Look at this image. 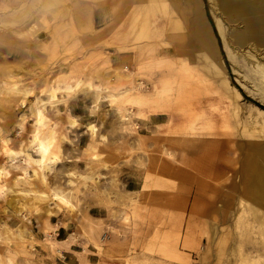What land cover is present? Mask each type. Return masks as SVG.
Listing matches in <instances>:
<instances>
[{
  "label": "rangeland",
  "instance_id": "rangeland-1",
  "mask_svg": "<svg viewBox=\"0 0 264 264\" xmlns=\"http://www.w3.org/2000/svg\"><path fill=\"white\" fill-rule=\"evenodd\" d=\"M198 1L214 56L193 0H0V264H264V38Z\"/></svg>",
  "mask_w": 264,
  "mask_h": 264
},
{
  "label": "crops",
  "instance_id": "crops-1",
  "mask_svg": "<svg viewBox=\"0 0 264 264\" xmlns=\"http://www.w3.org/2000/svg\"><path fill=\"white\" fill-rule=\"evenodd\" d=\"M214 1L218 3L221 10L224 11V13H226L227 15L232 17L235 16L240 19H243L246 24H249V27L247 26L248 28L243 33L238 35H244L249 39L264 38V3L257 4L252 0H214ZM193 2L194 5L191 9L192 18L190 21L191 29H190L189 37L187 38H195L196 40H198L199 50L197 51H201L202 54H204V51L210 54L205 47L204 41H202L201 39L202 38L201 32L198 31L199 21L203 23V25H205L203 15L201 14V10L199 9V5H198L199 1L193 0ZM98 9L94 8L90 11H87L86 19L81 22V25H79L78 28H82L85 31H90V29L94 27V24L96 22L95 11H97ZM107 24L105 26L104 25L101 26L100 30L102 31V34H104V31L108 32L109 25ZM212 55L214 56V52L213 54L211 53V56ZM261 207L263 206L261 205Z\"/></svg>",
  "mask_w": 264,
  "mask_h": 264
},
{
  "label": "bare ground",
  "instance_id": "bare-ground-1",
  "mask_svg": "<svg viewBox=\"0 0 264 264\" xmlns=\"http://www.w3.org/2000/svg\"><path fill=\"white\" fill-rule=\"evenodd\" d=\"M248 20V19H247ZM244 21V20H243ZM218 28H219V25H218ZM198 31L201 32V36H202V41H204V44H205V47L206 49L208 50V52L211 54H213V48H212V43H211V40L209 39V35L203 25V23H201L200 21L198 22ZM246 34V33H245ZM251 34V33H250ZM243 35H237L236 36V41L235 42H238V43H241V38H242ZM197 53V52H196ZM202 54V53H201ZM207 56V55H206ZM213 56V55H212ZM206 58V57H205ZM203 60V58H202ZM87 85V89L90 87L88 84ZM9 92V91H8ZM54 94H55V88L51 87L50 88V91H49V98H54ZM98 97V96H97ZM106 98V97H105ZM39 105V104H38ZM34 107L32 108V113H33V117L34 119L37 121V124H38V121L41 119V113L37 110V103H35V105H33ZM40 106V105H39ZM41 107V106H40ZM42 110V109H40ZM43 114V113H42ZM73 121H70L69 122V125L70 126H73ZM35 129V128H34ZM91 131H92V128H89ZM34 131H32V140L28 143V145H33L36 143V134L34 135ZM53 136V133L52 132H49V137L47 139H51ZM44 137V136H43ZM41 138V137H39ZM46 140V139H45ZM44 140V141H45ZM29 141V140H28ZM38 141V140H37ZM44 141H38V148L41 150V149H46L48 147L49 144H45ZM47 143V142H46ZM2 149H4V147H2ZM260 183H262V181L260 180ZM57 200H58V206L61 207V208H65V209H71V205L69 204V200L67 201L65 198H62L60 196H56ZM264 199H263V195L260 193V192H256V198H255V203L258 205V207L261 208V205L263 203Z\"/></svg>",
  "mask_w": 264,
  "mask_h": 264
},
{
  "label": "trees",
  "instance_id": "trees-1",
  "mask_svg": "<svg viewBox=\"0 0 264 264\" xmlns=\"http://www.w3.org/2000/svg\"><path fill=\"white\" fill-rule=\"evenodd\" d=\"M207 17H208V19H209L210 24L212 25L213 32H214V34L216 35V32H215V30H214V28H213V24H212V21H211L209 15H208V13H207ZM218 45H219V47L221 48V45H220V41H219V40H218ZM221 54L223 55L222 51H221Z\"/></svg>",
  "mask_w": 264,
  "mask_h": 264
},
{
  "label": "built area",
  "instance_id": "built-area-1",
  "mask_svg": "<svg viewBox=\"0 0 264 264\" xmlns=\"http://www.w3.org/2000/svg\"><path fill=\"white\" fill-rule=\"evenodd\" d=\"M128 69V67H125V70H127Z\"/></svg>",
  "mask_w": 264,
  "mask_h": 264
}]
</instances>
